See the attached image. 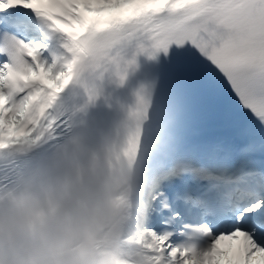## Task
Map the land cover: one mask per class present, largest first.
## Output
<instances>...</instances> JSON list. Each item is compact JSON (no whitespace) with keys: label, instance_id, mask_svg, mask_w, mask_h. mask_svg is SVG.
<instances>
[{"label":"snow or ice","instance_id":"snow-or-ice-1","mask_svg":"<svg viewBox=\"0 0 264 264\" xmlns=\"http://www.w3.org/2000/svg\"><path fill=\"white\" fill-rule=\"evenodd\" d=\"M108 85L128 135L82 189L120 191V264H264V0H0V173Z\"/></svg>","mask_w":264,"mask_h":264},{"label":"clouds","instance_id":"clouds-1","mask_svg":"<svg viewBox=\"0 0 264 264\" xmlns=\"http://www.w3.org/2000/svg\"><path fill=\"white\" fill-rule=\"evenodd\" d=\"M16 158L0 176V258L5 264H120L126 233L119 190L93 194L92 149L79 131ZM83 177V179H82Z\"/></svg>","mask_w":264,"mask_h":264}]
</instances>
